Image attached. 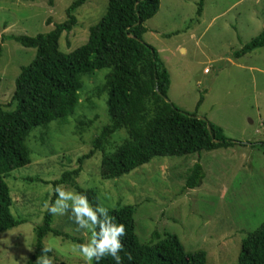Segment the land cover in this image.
Instances as JSON below:
<instances>
[{"label":"rangeland","instance_id":"obj_1","mask_svg":"<svg viewBox=\"0 0 264 264\" xmlns=\"http://www.w3.org/2000/svg\"><path fill=\"white\" fill-rule=\"evenodd\" d=\"M74 1L55 0L51 5L48 0H0V104L12 99L21 67L29 65L36 54L35 49L5 37L51 31L67 19L66 11ZM108 1L85 0L77 8V24L60 37L62 51L71 52L87 41L90 27L104 16ZM199 2L161 0L159 12L146 25L164 34L148 33L147 37L162 49V58L167 56L170 101L193 113L203 95L196 115L224 128L234 145L204 150L200 158L158 156L110 182L101 179V157L99 162L89 158L77 183L97 186L100 206L106 209L137 204L136 232L143 242H150L154 232L172 233L187 251L205 249L206 264H238L242 240L264 221V150L254 145L264 143V46L239 58L233 53L264 31V0H204L198 16ZM105 72L98 70L86 78L84 90L92 80L100 83ZM83 102L86 106L95 102L97 107L79 104L65 123L52 121L44 141L45 129L35 128L27 140L31 162L16 167L6 178L15 195L12 212L25 222L0 233V264L27 263L35 250L34 229L42 223L53 196L52 181L77 168L92 149L86 142L87 132L93 134L99 127L82 132L79 120L92 116L94 126L108 120L102 95H84ZM197 161L205 169L203 184L184 188L188 170ZM223 164L225 168L219 169ZM53 226L81 237L83 243L91 234L77 231L67 212L55 214ZM10 235L12 240H6ZM44 243L53 247L54 264H85L76 250L77 242L48 234Z\"/></svg>","mask_w":264,"mask_h":264},{"label":"trees","instance_id":"obj_2","mask_svg":"<svg viewBox=\"0 0 264 264\" xmlns=\"http://www.w3.org/2000/svg\"><path fill=\"white\" fill-rule=\"evenodd\" d=\"M48 2L53 5L55 0ZM84 2L75 0L66 11L67 19L56 23L49 32L5 37L35 49L36 54L29 65L21 67L12 99L6 105L0 104V233L25 222L12 212L15 195H12L6 178L16 167L31 162V149L27 143L30 133L43 127L44 141L51 122L65 123L79 104L95 110V102L91 106L84 104V95L97 93L104 97L108 120L98 121L95 126L92 116L79 120L82 132L99 127L93 134L87 132L86 142L92 149L83 155L77 168L65 171L52 184L54 188L57 185L74 186L75 191L86 194L92 204H101L98 187H83L77 183V176L89 158L99 162L101 157V179L110 182L158 156L198 155L200 158L204 150L234 145L224 128L196 115L203 95L193 113L169 101L170 73L154 42L145 38V33L150 30L146 22L159 12L161 0H109L104 16L90 27L87 41L71 52L62 51L60 37L77 24L76 10ZM203 5L204 0H200L198 16L202 14ZM263 46L264 31L233 54L239 58ZM98 70L106 71L103 80L100 83L92 80L84 90L85 79ZM35 137L38 141V136ZM254 145L264 150V143ZM225 165L219 169H224ZM188 171L183 187L199 188L206 177L201 161L194 163ZM54 200L55 192L49 204ZM137 207V204H120L116 208H107L116 222L125 225V235L121 238V264L207 263L205 249L187 251L176 234L154 232L150 242H143L136 232ZM53 224L54 214H49L46 209L42 223L34 229L35 250L26 264H34L41 247L46 246L44 238L48 234L83 243L81 237L62 232ZM6 240L11 241L12 235ZM99 264H115V261L106 257ZM238 264H264V221L242 240Z\"/></svg>","mask_w":264,"mask_h":264},{"label":"clouds","instance_id":"obj_3","mask_svg":"<svg viewBox=\"0 0 264 264\" xmlns=\"http://www.w3.org/2000/svg\"><path fill=\"white\" fill-rule=\"evenodd\" d=\"M54 192L55 200L46 206L48 213L63 215L67 212L77 231L88 230L91 233L86 242L76 245L85 264H99L106 257H111L115 264H121V238L125 235V225L116 222L105 207L92 204L84 193L66 190L62 185H57ZM52 251L51 245L41 247L34 264H54L53 257L48 255ZM127 255L131 260V254Z\"/></svg>","mask_w":264,"mask_h":264},{"label":"crops","instance_id":"obj_4","mask_svg":"<svg viewBox=\"0 0 264 264\" xmlns=\"http://www.w3.org/2000/svg\"><path fill=\"white\" fill-rule=\"evenodd\" d=\"M160 8H161V6H160ZM149 29H150V30H148V31L145 33V38H146V39H148V37H147L148 33H152V34H154V33L156 32V33L159 34V36H161V34L164 33L163 30H161L160 28L155 27V26H151ZM192 35H194V33H193ZM154 44L157 45L155 42H154ZM156 47L158 48V46H156ZM158 49H159V52H160V53L163 52L162 49H160V48H158ZM182 50L185 51L184 48H182ZM161 54H162V53H161ZM163 59L166 60V59H167V56H166V57H163Z\"/></svg>","mask_w":264,"mask_h":264},{"label":"built area","instance_id":"obj_5","mask_svg":"<svg viewBox=\"0 0 264 264\" xmlns=\"http://www.w3.org/2000/svg\"><path fill=\"white\" fill-rule=\"evenodd\" d=\"M208 70V69H207Z\"/></svg>","mask_w":264,"mask_h":264}]
</instances>
